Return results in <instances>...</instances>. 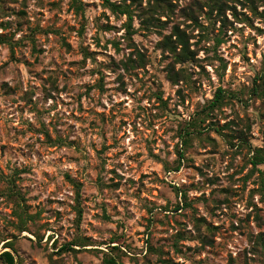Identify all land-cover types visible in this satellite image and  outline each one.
I'll return each instance as SVG.
<instances>
[{"label": "rangeland", "instance_id": "rangeland-1", "mask_svg": "<svg viewBox=\"0 0 264 264\" xmlns=\"http://www.w3.org/2000/svg\"><path fill=\"white\" fill-rule=\"evenodd\" d=\"M112 1L130 33L105 0H0V253L264 264V0Z\"/></svg>", "mask_w": 264, "mask_h": 264}, {"label": "trees", "instance_id": "trees-1", "mask_svg": "<svg viewBox=\"0 0 264 264\" xmlns=\"http://www.w3.org/2000/svg\"><path fill=\"white\" fill-rule=\"evenodd\" d=\"M156 1V4L153 5L151 7V11L152 13H156L160 10H165L168 7V3L167 1L164 0H158L159 2ZM73 4L75 5V7L77 9L81 8L80 5L78 4L77 0H72ZM212 4L209 6H211V10L213 9H218L220 12L223 11L225 4H226V0H211ZM106 5L109 7V9L113 12V13H117L120 15H126L128 17V31L130 33V25H131V19H132V13H131V9L129 7L128 4H118L112 0H105ZM177 37L179 38V44L182 45V48L177 51L176 47H174V51L176 52V54L179 55V57H184V58H189L190 56L193 55V51L190 49L189 45H188V41L186 36L184 35V33H182V31L177 27V31H176ZM0 41H7L4 38L0 37ZM9 44L10 41H8ZM219 42V41H218ZM12 46V45H11ZM13 47V46H12ZM11 47V48H12ZM143 64L144 63V57L140 54V58L138 60H131V62L126 64V67H128L130 65V67H135L136 64ZM253 94L255 95H259V96H264V68L262 71V74L259 76V82L257 81V83L255 84V86L253 87ZM227 95L226 91L222 88L219 87L217 89V92L215 94V97L211 100V102L204 107L201 111H199L197 113V115L193 118V120L191 121V123L184 128L183 130V136H185L184 140L187 141L186 138L189 137V135H191L195 130V131H199L201 128V121L203 116H201L202 113L204 112H208L209 109H213L216 106H220L223 103V100L225 98V96ZM180 157H182V153L180 152ZM253 166L256 168L258 165L264 163V153L263 150L261 149H255V152L253 154V156L251 157V161H250ZM71 182L74 184V186L76 187V199L77 201L80 200V183L74 181L73 179H71ZM11 184H13L14 186V180L10 181ZM17 193L18 195L20 194L19 190L13 191V194ZM183 197L185 199V202L187 201L186 199V194H183ZM81 214L82 211L80 208L77 209V215L78 218H81ZM63 250H73L72 248V244H68L66 245ZM0 261L2 262V264H19V261L17 260V258L15 257V255L10 251V250H6L0 253ZM105 264H120L115 258L113 257H109L105 259Z\"/></svg>", "mask_w": 264, "mask_h": 264}]
</instances>
